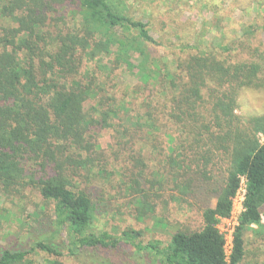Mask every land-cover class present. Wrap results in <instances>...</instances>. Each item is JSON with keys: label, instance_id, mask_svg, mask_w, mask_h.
<instances>
[{"label": "trees", "instance_id": "1", "mask_svg": "<svg viewBox=\"0 0 264 264\" xmlns=\"http://www.w3.org/2000/svg\"><path fill=\"white\" fill-rule=\"evenodd\" d=\"M61 8L71 17L65 18L64 29L53 32L48 23L54 22ZM0 20L16 24L0 22V191L13 200L29 187L38 189L46 202L54 204L58 230L67 226L76 247L128 242L163 264H238L245 254V230L263 225L264 139L260 136H264V112L247 117L236 113L243 89H264L261 41L255 35H242L239 46L244 49L238 57L226 54L230 47L221 45L220 57L205 51L178 56L175 67H163L145 49V41L157 42L147 24L118 11L111 0H0ZM131 30L138 34L128 38ZM255 41L258 45H252ZM114 45L116 50L111 48ZM133 50L143 56L137 66L139 82L151 84L160 101L164 97L160 107L174 124L180 147L177 155L168 157L161 182L153 171L148 176L139 168L143 154L132 151L143 128L151 127L148 135L157 130L154 114L148 113L154 121L147 119L136 130L126 128L125 138L115 135V145L129 148L126 159L141 169L127 180L139 217L155 212L156 182L160 187L173 183L175 189L192 191L197 197L202 192L197 181L209 180L223 155L228 159L225 183L214 195L215 205L204 208L202 228L176 231L166 246L160 240L136 243L141 231L134 229L117 237L92 233L97 206L77 185L82 171L92 170L96 159L104 155L97 131L111 126L109 118L115 111L103 104L86 110L88 99L101 89L94 73L86 71V80L79 77L83 63L112 54L116 68L125 64L132 70L135 64L128 57ZM27 162L32 163L30 169ZM101 166L102 172L105 167ZM242 176L247 179L245 211L228 255L217 224L231 215ZM34 247L60 254L49 241H38ZM31 250H3L0 264H21ZM47 264L65 263L52 259Z\"/></svg>", "mask_w": 264, "mask_h": 264}, {"label": "rangeland", "instance_id": "2", "mask_svg": "<svg viewBox=\"0 0 264 264\" xmlns=\"http://www.w3.org/2000/svg\"><path fill=\"white\" fill-rule=\"evenodd\" d=\"M111 1L118 11L147 24L157 42L145 41V49L163 67H175L174 61L178 56L205 51H214L220 57L218 49L221 50V45L230 47L226 54L232 53L233 57H238L244 49L239 46L242 35H255L262 43L261 51H264V18L261 10L264 8V0ZM70 17L71 14L66 12L65 15L61 8L54 22L49 21L50 30L56 32L64 29V20H70ZM0 22L16 25L8 20ZM119 33L123 34L122 31ZM137 34V30H131L127 37L132 38ZM256 44L257 41L252 42V45ZM111 48L116 50L117 46ZM128 58L135 64L132 70L125 64L116 68L112 54H102L96 61L86 60L83 63L79 77L86 80V71L94 73L101 89L98 96L88 99L86 110L92 111L93 107L103 104L102 107L110 106L115 111L109 118L111 126L97 131V140L104 155L96 159V166L92 170L82 171L81 177H77V185L91 195L97 206L90 229L92 233L108 232L117 237L124 230L134 229L141 231L136 243L147 244L152 240H160L162 246H166L176 231L192 232L202 228L204 208L215 205L217 198L214 195L225 183L228 159L223 155L218 159L211 178L197 181L202 190L197 197L193 196L192 191L185 193L175 189L173 183L160 187L157 184L159 182H156L155 190H152L156 194H153L155 212L139 217L137 204L127 190V180L142 168L148 176L153 171L154 176L161 181L164 178L162 172L169 163L168 157L177 155L180 147L174 124L167 120L163 114L164 109L160 107L165 102L164 97L160 101L151 84L143 85L139 82L141 73L137 66L143 56L133 50ZM149 112L157 119V130L154 129L153 135H148L147 131L150 133L151 128L148 125V129L143 128V133L137 134L132 151L136 155L143 154V165L138 168L132 159H126L131 150L115 145L114 137L125 138L126 128L136 130L139 123H145L147 119L154 121L149 117ZM263 112L264 89H243L238 97L236 113L247 117ZM260 137L264 139L263 135ZM101 165L105 167L102 172ZM31 166V162L26 163L27 169ZM22 193L23 196L12 200L0 191V253L6 249L26 251L33 248L21 264H47L52 259L65 264H163L153 254L140 252L128 242H120L117 246H74L75 238L71 236L68 227L61 230L57 228L54 204L46 202L39 190L33 187ZM234 210L238 212V205ZM261 211L263 225H252V228L245 230V254L238 264H264V205ZM217 225L225 232L229 223L219 221ZM232 225L233 222L229 227ZM53 231H56L54 237ZM38 241H49L60 254L35 248ZM232 246L233 243L226 242L228 255Z\"/></svg>", "mask_w": 264, "mask_h": 264}, {"label": "built area", "instance_id": "3", "mask_svg": "<svg viewBox=\"0 0 264 264\" xmlns=\"http://www.w3.org/2000/svg\"><path fill=\"white\" fill-rule=\"evenodd\" d=\"M246 193H247V179L245 176L241 177V182H240V186L237 190L236 195L233 198V208H232V213L229 217H222L220 218V222H227L230 223L233 222L232 227H227L225 232L221 231L220 227V231L224 234L226 242L229 243H233V238H234V232L236 230V227L239 225V221H240V216L242 215V213L245 211V199H246ZM238 205V212L236 213L234 208L237 207ZM219 224V223H218ZM227 252V249H226ZM228 254V252H227Z\"/></svg>", "mask_w": 264, "mask_h": 264}]
</instances>
